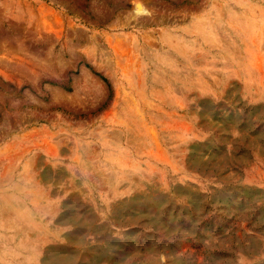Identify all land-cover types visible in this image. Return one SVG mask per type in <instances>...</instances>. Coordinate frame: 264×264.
<instances>
[{
	"label": "rangeland",
	"instance_id": "374dc122",
	"mask_svg": "<svg viewBox=\"0 0 264 264\" xmlns=\"http://www.w3.org/2000/svg\"><path fill=\"white\" fill-rule=\"evenodd\" d=\"M0 264H264V0H0Z\"/></svg>",
	"mask_w": 264,
	"mask_h": 264
},
{
	"label": "bare ground",
	"instance_id": "6f19581e",
	"mask_svg": "<svg viewBox=\"0 0 264 264\" xmlns=\"http://www.w3.org/2000/svg\"><path fill=\"white\" fill-rule=\"evenodd\" d=\"M137 10H139V13H144L145 12V9L142 7V5L139 6V8Z\"/></svg>",
	"mask_w": 264,
	"mask_h": 264
}]
</instances>
